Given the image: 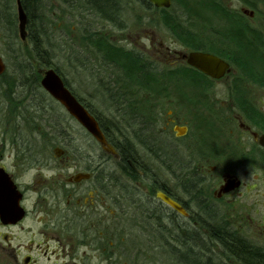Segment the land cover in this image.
<instances>
[{"label":"trees","instance_id":"trees-1","mask_svg":"<svg viewBox=\"0 0 264 264\" xmlns=\"http://www.w3.org/2000/svg\"><path fill=\"white\" fill-rule=\"evenodd\" d=\"M122 1L117 8L111 6V0L65 1L66 7L63 12L71 18H76V23H78L80 33H82V41L79 44H70L64 42L66 34L52 31L50 14L48 16L45 10L48 5L46 0H19L26 16L23 31L26 44H21L23 40L19 34L16 0H0V52L6 59V70L0 76V94H3L5 98L6 109L12 111V115L7 121L10 127L14 124L17 112L21 113L22 108H26V101L18 105L15 98H25L29 95L30 98L32 95L43 97L44 94L39 84L40 72L37 70L54 68L63 77L66 87H69L73 95L98 119L105 138L117 151V159L108 154V157L114 160V166L121 165L124 175L135 179L140 176V173L145 176L150 173L148 166L137 159V150L138 153L144 152L147 155L159 152L158 160L166 168L167 161H164L162 157L168 153L172 160L178 158V156L174 157L171 154L169 147L172 145L171 139L154 137L156 131L152 130L154 127L152 126L153 120L151 116L146 114L145 107L142 108L140 104L135 103L138 96L136 94L145 93L152 101L158 102L160 99L168 97V93L171 91L176 92L186 86L190 92H193L189 99L195 100L196 103L188 105L186 111L194 112V118L197 115H202L200 110L206 108L210 103L207 90L214 86L215 81L204 76L200 71L189 67L185 62L173 65V67L164 66L163 69H158L155 62L150 61L143 53L117 46L110 42L102 31L91 27V20L123 27L125 21L121 19ZM135 1H141L143 8L147 11H155L158 15V24L167 29L170 37L186 50L211 52L230 62L231 68L235 69L236 73L227 74L232 80L227 91L234 109L240 112L245 119H252L251 122L260 131H264V113L257 110L247 95L248 90H246L248 84L264 88V0H237L244 9L253 12L254 16L251 19H248L247 15L221 5L218 0H171L169 9L155 8L146 0ZM61 56L64 57L65 62L70 63V66L72 60L77 63L78 61L82 62L83 69L89 72V84L93 85L96 91L98 90L95 87L97 84L94 82L89 67L94 66L99 71H108L109 68H113L116 71L115 74L109 72L114 77L113 83L107 85L105 81V88L101 86L102 91H98L99 96L103 94L106 98L113 97L112 108L110 104H104L105 109L108 108L104 116L96 113L86 101H83L72 90L73 87L66 80L60 67L53 63L56 57L61 58ZM22 59L23 61H21ZM103 83H99L98 87ZM48 99L50 98L48 97ZM100 99L101 97H97L96 100ZM49 110L52 114L50 117L54 116L55 109L49 108ZM110 114H112L111 117L108 116ZM61 117L65 119L62 114ZM116 120H123L127 123L124 127L125 129L128 128L129 132L125 133L123 127H119L117 131L115 129ZM54 122L57 123L58 121ZM210 122L211 119L207 124L215 128ZM142 124L149 127L147 135L153 140V143L155 142V146L147 142L148 138H142L143 136L141 137L140 133L136 132L135 127ZM107 125L113 126L107 129L105 128ZM133 127L135 130L132 131ZM52 128L54 127L52 126ZM193 128L195 130V127ZM128 134L131 135V138ZM133 140L137 144L142 143L144 148L136 149ZM208 142L210 146L208 148L218 150V146L211 143V140ZM165 144H168L167 147ZM192 164V160L188 159L186 165L189 168L180 175L185 179L184 186L186 184L191 185L186 191L194 194L192 199L198 206L195 209L198 215L195 220L199 221L197 229L189 228L187 224H181L179 226L181 238L177 228H175L176 233L166 229L169 233H167L166 238L165 229L157 218H153L150 224L149 220H143L145 225L139 230H144V232L147 230L146 233L150 235L149 239L154 244H158L160 241L164 242V246L169 248V253L174 254L172 258L174 264H233L232 262L237 264H264L263 247L255 245L235 229H231L230 225L220 218V213L217 211L210 212L200 205L202 199L198 196L202 194V188L199 185L201 186L203 182L197 180L196 170L191 168ZM137 170L140 172H136ZM160 184L159 182L158 186L156 185L159 189ZM149 190L151 198L154 196L155 190L152 188ZM205 196L207 198V193ZM140 210L146 211L144 204H141ZM148 218H151V215ZM201 218H204L205 221L201 222ZM125 227L132 226L127 225ZM203 229L207 231L208 241L211 243L212 249L206 247L205 250L203 244L205 232ZM192 233L196 235V238L192 240L194 245L189 240ZM171 240L181 243V246L176 247L179 250L178 253L174 252L172 244H170ZM193 247L196 250L192 253ZM199 249L202 254L199 253ZM135 257L139 258L137 254H133L127 263L143 264L144 261L137 260Z\"/></svg>","mask_w":264,"mask_h":264},{"label":"flooded vegetation","instance_id":"flooded-vegetation-1","mask_svg":"<svg viewBox=\"0 0 264 264\" xmlns=\"http://www.w3.org/2000/svg\"><path fill=\"white\" fill-rule=\"evenodd\" d=\"M37 71L42 77L43 70ZM41 91L43 97L32 95L30 98L29 95L25 98H15L18 105L26 101V108H22L21 113L17 112V123L12 126L11 134L8 132L5 98L0 94V187L2 188L0 259L1 255L11 254L14 264H77L81 258L82 264H115L117 256L114 227L119 221L123 223L116 218L118 215L127 216L128 213L134 215L137 209H140L143 204L140 198L142 192L139 190L142 181L155 190L151 198H147L148 191L145 190L147 192L145 198L152 201L151 211L157 214H154V218H157L161 226L165 225V222L168 225V228H163L165 231L174 227L175 232L180 220L190 225L189 228L194 227L191 216L198 207L192 199L194 194L183 191L185 193L182 192L184 195L182 199L180 193L174 192L176 189L173 188L174 183L171 178L163 181L147 175L150 176V183H147L144 176L135 179L130 177L110 179L107 171L109 164L107 152L100 146L81 150H61L60 156H57L53 151L48 94L43 89ZM238 118L240 130H245L247 133L241 146L238 142L234 143L225 137L223 134L225 122L211 120L210 123L221 134L223 145L218 150L208 148L202 144L196 129L194 130L193 127L188 129L187 125L184 136L190 134L194 140L188 146H184V149L192 154L199 153V149L209 157L225 160L230 157H242L241 154H244L246 156L243 159L247 165L257 164V169L264 172V147L258 143L264 131H260L251 122L252 119H245L243 116ZM19 124L24 127L18 129L15 136L14 132ZM65 152L72 154L64 156ZM188 158L191 159V156ZM55 163H62L64 170L55 173ZM216 168L215 163L207 171L209 174L215 173ZM76 174H86L87 177L76 181L74 180ZM207 176L204 178L205 181H210ZM219 177H221L219 188L211 194L200 186L202 194L198 197L202 199L200 205L205 208L207 205L212 208L213 202H222L223 197L233 196L235 190L221 192L223 182L235 178L240 181L233 170L231 172L222 170ZM159 182L160 189L156 187ZM126 190L132 196L131 203L126 202L124 192ZM158 191L175 200L187 211V215L179 214L157 199ZM136 225L143 228L145 223L143 219H138ZM256 228L264 235V216L259 220ZM203 231L206 242L209 237L207 231L204 229ZM20 236L23 240L19 239ZM35 238H39V241L35 242ZM13 239L18 240V244L13 246L11 244ZM34 253L44 256V260L40 262Z\"/></svg>","mask_w":264,"mask_h":264},{"label":"rangeland","instance_id":"rangeland-1","mask_svg":"<svg viewBox=\"0 0 264 264\" xmlns=\"http://www.w3.org/2000/svg\"><path fill=\"white\" fill-rule=\"evenodd\" d=\"M65 1L67 0H46V3H48V5L47 8L45 7V10L47 11L48 16L50 14L49 19L52 23V31L55 30L60 34H66L67 36L64 40V42L66 41V43L79 44V42L82 41V33H80V28L78 27V23H76V18H71L67 13L63 12L66 7ZM123 1L121 3V5H123V8H121V19L125 21L123 27H116L114 25L111 26L109 23L106 24L99 21L95 22V20L93 21L90 19L92 22L91 27L96 30L98 29L102 31L110 40V42L116 44L117 46H122L127 50L131 49L136 52L143 53L150 61L155 62V65L158 69H163L164 66L173 67V65L183 62L180 60V56L187 50L182 47L176 40L170 37L167 29L158 24V15L156 14V12L151 10L147 11L146 9H144L141 1ZM218 1L221 3V5L226 6L230 10H236L243 15H247L248 19H251L253 16H250L248 12L244 14L243 11L245 10L237 0ZM22 40L23 41L21 44H26L24 38ZM0 56L6 61L4 55L1 54V52ZM21 61H23V59ZM53 63L60 67L66 77V80H68L71 87H73L72 90L77 94V96L81 97L83 101H86L96 113L98 112L103 116L104 114H106V110L108 108L105 109L104 104H110L111 108L113 107V104L109 100V98H106V96H104L103 94L100 96L98 94V91H102L101 86L105 88V82L98 87L99 83L94 79L95 76L91 74L93 76L95 84H97V86L95 87L98 90L96 91L95 88H93L94 86L89 84L90 80L88 76V70H84L83 67H81L77 62H74V60H72L70 66V63L65 62L64 57L61 56V58L56 57ZM228 76L215 81L214 86L210 90H207L210 102L209 104L207 103V106L216 108V111L219 110V113H216L215 116H212L209 113L203 112L204 108H202L200 110L202 115L200 116L203 117L204 120H207L203 122L205 124H207L210 119L215 122H225L226 125L223 126V134H225L226 138L228 137V140H232L234 143L238 142L241 146V142L245 141L247 133H245V130H240L239 128L240 122L238 117L240 116V114L237 115L236 111L234 110L233 102L231 101L227 91L228 86H230V83L232 81ZM112 77L113 76H111L110 74L108 75V73L103 77L107 85L113 83L114 77L113 79ZM246 89L249 91L250 99L255 104L257 110L264 113V89H259L255 86H252L251 84L246 85ZM168 94V97L160 99L158 102L152 101L151 98L145 93L136 94L138 96L135 100V103L140 104L142 108L145 107L146 114H148V116H151L153 120L152 126H154L152 130L154 132L156 131L154 137L156 136L158 137V139H165L167 137L168 139L172 140V145L169 146L171 154L174 157L178 156L179 159L177 158L172 160L171 158H169L167 153L164 157H162L164 161H167L166 165H169L177 175H180L185 172V169L189 168L186 163L188 162V159H190L188 157L191 156L190 160H192L193 163L191 168H195L197 180H201V182H203L201 186H203V188H205L209 194L219 188L218 185L221 183V177H219V173H221L222 170L230 172L232 170L235 171L236 175L241 181V187L235 190L233 196L223 197L222 202H213L211 203V206L213 207L211 208L209 207L210 205H207L206 209H208V211L210 212L217 211V213H220V218L224 219V221H226L230 225L231 229H235L239 234L249 239L255 245L257 244L260 247L264 248V235L259 232L258 228H256L257 223L262 218V216H264V172L260 169H257V164H254V166L247 165L245 159H243L246 156L244 154H241L242 157H230L225 160L222 158L217 159L216 157H209L199 149V153L193 152L194 154L186 151L184 149V146H188L190 142L192 143V141L194 140L193 136H191L190 134L184 137L175 136L173 126L188 125V129H192V127H195L192 121L194 112L186 111V108L192 105V103L196 104L195 100L191 101L189 99L193 92H190V90H188L186 86H183L179 89V91H171V93ZM95 96L101 97V99L96 100L97 97ZM51 100L49 99L48 101L49 108L55 109L54 116L50 117V120H53L52 126L54 127L52 128L51 126L53 149H55L54 147H56L57 149L61 150H81L83 148H88L91 146H98L95 141L89 139V137L81 128L77 126L73 119L67 117L66 112L60 105L56 104L55 102L53 103V100ZM5 105L6 101L4 102V107ZM5 112L8 121L12 115V111H10V109H5ZM61 114L65 116V119L64 117H61ZM108 116L111 117L112 114ZM16 120L17 118L15 119L13 125L17 123ZM54 121L58 122L56 123ZM190 121L193 125L190 124ZM13 125H11L10 127L8 126V132L10 134V130ZM22 127L24 126L19 124V126L16 128V131L14 132L15 136L18 133L17 130ZM25 130H27V127ZM203 130L207 129L203 127ZM248 140L250 141V139ZM81 153L82 152H80V154ZM70 154L72 153L65 152L64 156H69ZM142 155L146 156V153H142ZM107 158V160H109V167H114V160L109 157ZM153 163L156 166V176L158 175L159 179L163 181L168 180V178H170L169 174L167 170L163 168L162 163L157 159L153 160ZM215 163L217 166V171L215 173H210V175L209 171L207 170L211 165H214ZM260 168L262 169L261 166ZM61 170H64L62 163H55V173H58ZM63 174L66 175L67 173ZM216 175H218L219 178ZM140 176H144L145 180H147V183L151 182L150 176H145L144 174ZM205 176L209 177L210 181H205ZM176 184L177 182L174 181L173 188L177 190H174V192L178 194L180 193L183 199V193H185L183 191H186L185 187L183 189L182 184L180 186H177ZM139 190L140 192H142L140 194V198H142L146 212H148V208H150L151 211L152 201L145 198V194L147 193L145 190L148 191L147 198H150L149 185L147 184L146 186V184H144L142 181L141 189ZM145 205H147V207H145ZM133 216L134 215H132L131 213H128L127 216L118 215V217L116 218V220H122L123 223L119 221V223L114 227V245L117 256V262L115 264H128L127 262H129V260L131 259V255L133 254H137L139 258H135L137 260L140 259L144 261L143 264H174L172 262L174 254L169 253V248L167 246H164V242L160 241L158 244H154L149 239L150 235L146 233L147 230H145V232L144 230H139V225H136L138 224L139 218L133 219ZM148 222L149 224L151 223V221ZM164 224L165 225H163V228H168L166 222ZM181 224H185V222L181 220L178 222L177 232L179 233L180 238L182 234H180L179 226ZM127 225L132 226L133 229L132 227L126 228L125 226ZM193 228L196 230L197 226L195 225ZM171 229L172 232L175 233L174 227H171ZM164 232L166 237L168 231ZM22 238L23 237L21 236L19 237V239L23 240ZM195 238L196 235L192 233V236L191 238H189V240L193 245L194 242L192 240H194ZM200 238H202V236H200ZM34 241L38 242L39 238H35ZM206 242L208 243V245ZM206 242H203L204 246H207L208 249H210L211 243H209L208 240ZM11 244L13 246L18 244V240L13 239L11 241ZM170 244H172L174 252L178 253L179 250H177L176 247L181 246V243L171 240ZM155 245H158V247H155ZM192 250L193 253L196 249L193 247ZM199 253L202 254L201 250L199 251ZM35 255L40 262L44 260V256H41L40 254ZM14 262L15 261L11 257V254L1 255L0 264H14ZM232 263L237 264L235 262ZM77 264H82V258L80 261H78Z\"/></svg>","mask_w":264,"mask_h":264},{"label":"water","instance_id":"water-1","mask_svg":"<svg viewBox=\"0 0 264 264\" xmlns=\"http://www.w3.org/2000/svg\"><path fill=\"white\" fill-rule=\"evenodd\" d=\"M148 3L150 2L156 8H169L171 4V0H146ZM248 12L246 9L243 11L245 14ZM250 16H252V12H248ZM18 19H19V27H20V36H23V31L25 27L26 16L20 6H18L17 11ZM181 58L186 61L187 65L193 69H196L203 73L205 76L207 75L209 78L216 80L222 78L229 71L228 63L224 60L220 59L216 55H212L210 53H203L200 51H190L188 53H183ZM4 64L2 58H0V74L4 71ZM41 86L44 88L48 95L51 96L56 102H58L63 109L70 115L76 122L85 129L90 136H92L98 143H100L101 147L110 152L111 154L115 153V149L111 147L110 144L107 143L104 138L103 132L98 128L97 122L95 118H93L86 108L82 106V104L75 98L68 87H65L62 78L55 72L54 69L49 68L46 69L42 80ZM187 128L185 126H177L174 127L175 136H184L186 134ZM258 143L264 147V134L259 137ZM55 152H58V149H54ZM58 154V153H57ZM84 177H87L86 174H76L74 180H80ZM240 182L237 179H233L232 181L224 182L221 185V192H229L233 189L239 187ZM2 192V188L0 187V193ZM156 198L162 201L167 207H170L174 211L181 213L186 216L187 212L183 209L181 205H179L175 200L166 196L163 192L158 191L156 193ZM17 209V207H16ZM0 214L2 211L0 210Z\"/></svg>","mask_w":264,"mask_h":264},{"label":"bare ground","instance_id":"bare-ground-1","mask_svg":"<svg viewBox=\"0 0 264 264\" xmlns=\"http://www.w3.org/2000/svg\"><path fill=\"white\" fill-rule=\"evenodd\" d=\"M120 1L121 0H111V6H114V7H116L117 8V6L119 5V3H120ZM16 10L18 11V6H20L21 8H22V5L19 3V0H16ZM240 4V3H239ZM241 5V4H240ZM196 51H199V50H196ZM200 52H203V51H200ZM206 53H210V54H212V55H216L217 57H219L217 54H213V53H211V52H207V51H205ZM205 52H203V53H205ZM220 59H222L221 57H219ZM222 60H224V59H222ZM225 62H227L228 63V65H229V67H228V69H229V71L227 72V74H235L236 73V71H235V69H233V68H231V65H230V62L229 61H227V60H224ZM78 64L81 66V67H84V65L82 64V62H80V61H78ZM90 69H91V73L95 76L94 77V79L98 82V83H102V82H105L104 81V79H103V77L104 76H106L107 75V73L109 74V72L111 73V74H115L116 73V71L113 69V68H109L108 69V71H99L98 69H96L94 66H91V67H89ZM252 86H255V87H257V88H261V89H264V88H262L261 86L259 87V86H257V85H254V84H251ZM247 90V89H246ZM247 95H248V97H249V99H250V94H249V91H248V93H247ZM109 100L110 101H112L113 102V97H111V98H109ZM251 100V99H250ZM252 101V100H251ZM253 102V101H252ZM217 109L216 108H213V107H206V108H204L203 109V112H205V113H209L210 115H212V116H215V114L217 113H219V110L218 111H216ZM235 110V109H234ZM236 111V110H235ZM236 113H237V115H238V112L236 111ZM209 116V115H208ZM192 121H193V124L195 125V129H196V131H197V133L200 135V137H201V140H202V144L203 145H205V146H209L208 145V141L209 140H211V143H213V144H215V145H217L218 147L217 148H220L223 144H222V140H221V134L213 127V126H210V125H208L207 126V124H205V123H203V122H205L206 120H204V118L203 117H201L200 115H197V116H195L193 119H192ZM114 124V123H113ZM124 125H127V123H125L123 120H116V123H115V129L118 131L119 130V127H123L124 129H123V131L125 132V133H127V132H129L128 131V128L127 129H125V127H124ZM207 127H206V126ZM113 126V125H112ZM112 126L110 125V126H106L105 128H107V129H110V128H112ZM203 126L205 127V128H207V129H209V130H203ZM135 129H136V132L137 133H140V136L142 137V138H148L147 139V142L149 143V144H152V146H155V142L153 143V140L152 139H150L149 137H148V130H149V127L148 126H146V124H142V125H140V126H137V127H135ZM134 129V127H133V129H132V131L133 130H135ZM131 131V132H132ZM104 132V131H103ZM145 133H146V135H145ZM208 134H209V136H208ZM129 135V134H128ZM129 137L131 138V135H129ZM133 144L135 145V147H136V149L137 148H144V146H142V143L141 144H137V142L135 141V140H133ZM156 145H158V143H156ZM166 145V144H165ZM164 145V146H165ZM168 145V144H167ZM167 145H166V147H167ZM210 147V146H209ZM157 150V149H156ZM142 153H144V152H139L138 153V150H137V159H139V161L142 163V164H144V165H147L148 166V168L150 169V173H149V175H151V176H153L155 179H159V177H158V175L156 176V169H155V164L153 163V160H158V155L160 154L159 152H153V153H151V154H149V155H147L146 154V156H144V155H142ZM122 166L120 165V166H114V167H109V165L107 166V171L109 172L108 173V176H109V178L110 179H118V178H121V177H128V176H126V175H124V172H123V170H122ZM134 168V167H133ZM132 168V169H133ZM163 168H165L166 170H167V172H168V174H169V177L171 178V180H173V183H174V181H176L177 182V186H180L181 184H182V186H183V189H184V187H185V190L186 189H188L191 185H189V184H186V186H184V183H186V182H184V178L181 176V175H177L174 171H173V169L172 168H170V166H167V168L166 167H163ZM136 172H140L139 170H137ZM142 173H140V175H141ZM170 178H168V179H170ZM116 183H118V181H116ZM125 192V194H126V202H128V203H131L130 201H131V199H132V196H131V194L129 193V191H124ZM154 214H156L155 212H153V211H148V212H146V211H141L140 209H137V211L135 212V214H134V216H135V218L136 219H143V220H145V221H151L152 222V220H153V218H154ZM151 215V218H148V216H150ZM157 215V214H156ZM196 216H198L197 215V213L196 212H193L192 213V220H194V224H193V226H198V220H195V217ZM201 222H204L205 221V219L204 218H201ZM186 224V223H185ZM189 227H191L190 225H188Z\"/></svg>","mask_w":264,"mask_h":264}]
</instances>
